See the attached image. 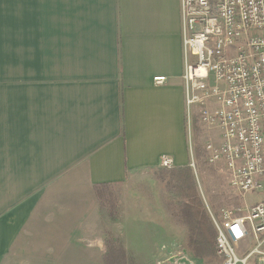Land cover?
I'll use <instances>...</instances> for the list:
<instances>
[{
  "label": "crops",
  "instance_id": "obj_1",
  "mask_svg": "<svg viewBox=\"0 0 264 264\" xmlns=\"http://www.w3.org/2000/svg\"><path fill=\"white\" fill-rule=\"evenodd\" d=\"M183 72L180 0H0V264H105L107 233L135 261L178 247L94 187L189 167Z\"/></svg>",
  "mask_w": 264,
  "mask_h": 264
},
{
  "label": "built area",
  "instance_id": "obj_2",
  "mask_svg": "<svg viewBox=\"0 0 264 264\" xmlns=\"http://www.w3.org/2000/svg\"><path fill=\"white\" fill-rule=\"evenodd\" d=\"M180 8L190 139L202 129L205 163L221 166L238 195L261 196L244 215L222 208L212 217L215 253L222 264H264V0H180ZM164 254L154 264H196L178 247Z\"/></svg>",
  "mask_w": 264,
  "mask_h": 264
},
{
  "label": "rangeland",
  "instance_id": "obj_3",
  "mask_svg": "<svg viewBox=\"0 0 264 264\" xmlns=\"http://www.w3.org/2000/svg\"><path fill=\"white\" fill-rule=\"evenodd\" d=\"M193 135L190 139L189 134H187L189 167L192 171L196 195L211 223L212 217L216 216L222 208L229 209L238 215L246 214L250 207L261 200V196L256 194L240 196L232 190L221 166H209L203 160L202 149L206 141L203 130L196 128ZM212 136L217 138V133L213 131L210 133V137ZM197 149H200V157H197ZM192 162L194 168L191 167ZM172 171V169L159 167L149 173L148 176L140 177L138 181L132 183L130 185L132 189L129 192L117 193L110 189L102 191L100 206L106 209L112 219L115 218L120 221L118 219L120 206L123 201H127L126 206L130 213L136 209L145 213L147 225L150 222L154 223L156 219L161 224L163 232L168 235L160 242L161 245L175 244L178 248L186 250L196 264H222L215 253V241L214 247H202L200 241L197 245L190 247V235L181 219V207L185 199L178 185L172 182ZM238 209L240 211H237ZM246 249V245L242 247V251ZM168 252L165 251V253ZM160 259L163 262L166 261L167 257L162 256L156 260ZM156 260L153 262L152 257L148 255L143 257L141 261L138 259L135 261L127 256V264H140L142 262V264H154ZM173 260L168 263L164 262V264H171Z\"/></svg>",
  "mask_w": 264,
  "mask_h": 264
},
{
  "label": "trees",
  "instance_id": "obj_4",
  "mask_svg": "<svg viewBox=\"0 0 264 264\" xmlns=\"http://www.w3.org/2000/svg\"><path fill=\"white\" fill-rule=\"evenodd\" d=\"M196 153L197 157L201 156L200 149H197ZM172 170V182L178 185L185 199L181 207V219L190 235V247L197 245L199 241L202 247H214L215 232L196 195L191 169L184 167ZM105 190H108L106 185L94 187L99 203H101L102 191ZM106 235L105 264H127V256L120 242L110 234L107 233Z\"/></svg>",
  "mask_w": 264,
  "mask_h": 264
}]
</instances>
